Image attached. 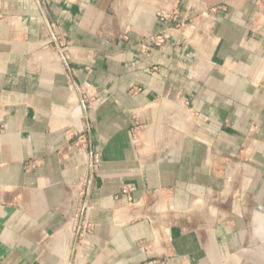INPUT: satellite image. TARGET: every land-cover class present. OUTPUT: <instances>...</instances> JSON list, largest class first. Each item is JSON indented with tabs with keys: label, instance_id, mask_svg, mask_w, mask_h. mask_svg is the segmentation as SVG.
I'll list each match as a JSON object with an SVG mask.
<instances>
[{
	"label": "crops",
	"instance_id": "0c3cea01",
	"mask_svg": "<svg viewBox=\"0 0 264 264\" xmlns=\"http://www.w3.org/2000/svg\"><path fill=\"white\" fill-rule=\"evenodd\" d=\"M0 127V264H264V0H0Z\"/></svg>",
	"mask_w": 264,
	"mask_h": 264
},
{
	"label": "built area",
	"instance_id": "2783aa9c",
	"mask_svg": "<svg viewBox=\"0 0 264 264\" xmlns=\"http://www.w3.org/2000/svg\"><path fill=\"white\" fill-rule=\"evenodd\" d=\"M168 37H169V32L168 31H160V32L155 33V34L148 35L144 39V41L141 43V49L146 50L149 47H160V46H162L166 42V39ZM132 139H133V142H136L137 141V139H136V133L135 132L132 133ZM86 140L87 139H86V133H85V131L84 132H81L76 137L75 145L76 146L83 145V144L86 143ZM97 162H98L97 155H93V163L96 164ZM121 194L126 197V199H127V201L129 203H133L132 196L130 195L127 187H123L122 188Z\"/></svg>",
	"mask_w": 264,
	"mask_h": 264
}]
</instances>
